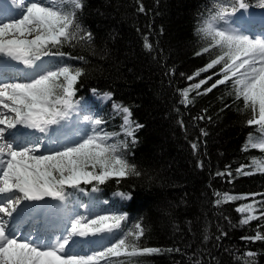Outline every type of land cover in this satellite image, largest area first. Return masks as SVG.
<instances>
[{
    "label": "trees",
    "instance_id": "1",
    "mask_svg": "<svg viewBox=\"0 0 264 264\" xmlns=\"http://www.w3.org/2000/svg\"><path fill=\"white\" fill-rule=\"evenodd\" d=\"M58 1L71 9L68 0ZM235 2L82 0L83 9L76 10L77 23L93 40L74 41L61 51L85 57L86 62H70L85 73L79 94L93 88L111 93L112 103L128 107L132 121L143 125L132 143L121 131L122 114L105 108L107 130L119 132L117 138L127 142L122 154L140 175L99 185L102 192L96 199L128 195L122 204L127 215L122 231L139 223L144 235L138 246L160 250L110 257L106 264H264V218L244 224L243 214L236 211L239 205L255 204L256 216L264 212V204L257 203L264 196L251 195L264 193V171L258 170L264 166V149L251 146L264 143V132L248 126L253 113L237 99L231 80L204 95L189 91L187 105L182 95L222 68L217 65L189 79L222 54L199 29ZM245 3L259 5L262 0ZM220 78L213 76L199 92ZM242 166L251 174H241ZM226 194L240 198L218 206L216 201ZM257 235L262 239H246Z\"/></svg>",
    "mask_w": 264,
    "mask_h": 264
},
{
    "label": "snow or ice",
    "instance_id": "2",
    "mask_svg": "<svg viewBox=\"0 0 264 264\" xmlns=\"http://www.w3.org/2000/svg\"><path fill=\"white\" fill-rule=\"evenodd\" d=\"M13 3L21 9V14L10 21H0V264H100L101 260L122 254L158 253L159 249H141L136 243L144 235L139 223L134 229L122 231L125 214H95L94 208L108 201L99 198L85 201L79 195L90 196L82 185H93L91 192L94 193L99 185L110 180L119 182L140 175L122 154L127 142L116 139L120 133L109 132L104 127L108 120L103 113L90 114L97 105L89 100L82 104L76 99L80 78L85 73L82 67L68 64L66 60H86L83 56L72 57L61 49L74 46V41L91 44L93 40V34L84 32L77 23L76 10L83 9L82 0H68L72 6L69 10L41 0H13ZM260 6L264 7V0ZM248 7L245 0H236L230 13L227 8H220L199 29L210 39L212 47H220L222 54L189 79L217 65L222 68L191 85L182 95L187 105L191 103L189 91L204 95L231 80L237 99L242 98L245 108L253 113L247 120L248 126H257L264 132V39L216 26L218 19L223 20L240 9L247 11ZM139 10L144 11L143 5ZM146 47L151 50L150 44ZM202 51L207 53L209 48ZM217 75L221 78L199 92ZM91 91L103 100L112 99L111 93ZM112 107L116 114H122L121 131L135 143V132L143 125L132 121L128 107L120 104ZM251 146L264 149V143ZM192 147L197 149L196 144ZM258 170L264 171V166ZM238 171L251 174L244 172L243 166ZM251 195L254 198L264 193ZM238 198L226 194L216 204ZM257 203L264 204V201ZM236 211L248 213L241 220L244 224L264 218V212L255 215V204L240 206ZM29 221L35 223L25 235L22 226ZM35 224L43 227L37 228ZM103 234L117 235L110 244L91 254H65L77 243L74 238Z\"/></svg>",
    "mask_w": 264,
    "mask_h": 264
},
{
    "label": "rangeland",
    "instance_id": "3",
    "mask_svg": "<svg viewBox=\"0 0 264 264\" xmlns=\"http://www.w3.org/2000/svg\"><path fill=\"white\" fill-rule=\"evenodd\" d=\"M41 2L45 3V4H49L50 6H53V7H62L58 0H55V3L53 2V0H41ZM7 4L10 5V6H13L11 8H14V7H15V9L18 8L16 6V4L13 3V0H8ZM16 10H18V9H16ZM230 16L232 17L231 20H228L226 23L224 21L225 24H223V25H217L216 24V26L220 27V28H231V29L239 31V32H241L242 34H245V35H251V36H257L258 35V36H260L261 39H264V24H259V26H258L259 29L261 31H263L262 33L258 32L259 29L257 27H252L254 29L255 33H249L248 34L247 32H245L243 30L241 22L237 20L238 16H240V13L236 12L235 14H232ZM243 19L250 20L249 16H243ZM0 21H10V20L9 19H6V20H1L0 19ZM260 23H262V22H260ZM256 32H258V33H256ZM31 38L32 37H29V39H31ZM71 61H72L71 59L66 60V63L70 64ZM16 66L19 67V65H16ZM93 89H95V88H93ZM91 90L92 89H90L88 91V94H86L85 96L84 95L82 96L81 94L77 93V97H76V99L81 100L82 104L84 102V99L85 100H89L92 103L95 102V103L98 104L97 108L94 109L92 113H90L91 115H95L97 113H103L104 114V111H105L104 108H107L108 106L111 107L114 110V108L112 106L116 105V103H112L111 100H103V99H101V97L99 95L94 96L93 92ZM96 90H97V93L102 94L100 91H98V89H96ZM109 103L111 104V106H110ZM104 127L107 129L106 125H104ZM116 139L121 140L120 138H117V137H116ZM81 187H84L86 189V191L88 193H90V196L89 195H84V194H79L85 201H88L90 199L95 201L96 200V196L100 197V193L102 192L100 190V188H99V190L97 192H94V193L91 192V188L93 187V185H82ZM69 191H71V190H69ZM117 193H121L122 195L118 196ZM117 193L110 194L108 199L101 198L100 200H102V201L103 200H107L108 203L107 204H103L102 203L98 207H95L94 208V213L95 214H108L109 212H118V213H123V214L126 215V213L122 209V204L127 199H129V196L123 194L122 192H117ZM125 197H127V198H125ZM246 198L244 197L243 199H246ZM240 206L241 205H239V207ZM80 211H81V213H83L84 209H80ZM240 214H243V217L248 215V213H240L239 212V215ZM255 215H256V211H255ZM126 217H127V215H126ZM25 227H27V225ZM35 227L38 228V225L35 226ZM24 229H22V232L24 231ZM115 235H117V234H114L112 237H109L107 234H103V235H100V238H98L97 236H95V237L89 236V237H85V238L76 237V238H74V240L77 241V243L72 244L70 246L68 252H66L65 254L66 255L67 254H70V255H88V254H91L97 248L103 247L102 245L110 244L112 242V239L114 238ZM90 241H98V242H102V243H90ZM109 260H110V257L107 260H101L100 264H106L107 261H109Z\"/></svg>",
    "mask_w": 264,
    "mask_h": 264
},
{
    "label": "bare ground",
    "instance_id": "4",
    "mask_svg": "<svg viewBox=\"0 0 264 264\" xmlns=\"http://www.w3.org/2000/svg\"><path fill=\"white\" fill-rule=\"evenodd\" d=\"M8 0H0V19L1 20H6V19H15V17H18L21 14V9L20 8H16L18 10L14 8H11L13 6H10L7 4ZM260 24H264V22L260 23ZM258 33V32H256ZM13 64H15V62H12ZM16 66V65H15ZM18 67V66H16ZM19 67H23V65H19ZM19 127V126H18ZM24 131H30V130H24ZM37 135H40L39 133H37ZM34 221H29L28 223L24 224L22 226V229H24V234L26 235L27 230L32 228L34 225ZM27 225V227H25ZM38 224H35V226H37ZM43 227V225L39 224L38 228ZM98 238H100V235H97ZM102 238V237H101Z\"/></svg>",
    "mask_w": 264,
    "mask_h": 264
}]
</instances>
